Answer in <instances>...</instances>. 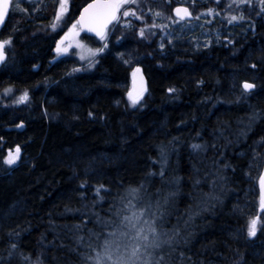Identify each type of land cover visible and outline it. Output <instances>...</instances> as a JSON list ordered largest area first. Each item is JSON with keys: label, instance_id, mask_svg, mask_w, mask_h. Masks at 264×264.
Wrapping results in <instances>:
<instances>
[{"label": "trees", "instance_id": "obj_1", "mask_svg": "<svg viewBox=\"0 0 264 264\" xmlns=\"http://www.w3.org/2000/svg\"><path fill=\"white\" fill-rule=\"evenodd\" d=\"M160 1L143 0L147 26L173 21V1ZM87 2L69 1L67 24ZM40 5H25L21 20L10 12L0 31V40L12 39L0 68V264H92L130 189H138L139 206L159 205L157 230L174 236L162 252L152 251L162 264H264L258 0L231 14L225 0L201 3L204 12L221 14L205 46L168 41L163 29L141 36L124 19L93 70L79 73L74 56L57 59L63 31L51 30ZM133 67L142 68L148 84L137 107L127 101ZM245 81L252 91H244ZM24 92L28 100L17 103ZM17 146L20 158L5 164ZM255 216L261 222L250 239Z\"/></svg>", "mask_w": 264, "mask_h": 264}, {"label": "snow or ice", "instance_id": "obj_2", "mask_svg": "<svg viewBox=\"0 0 264 264\" xmlns=\"http://www.w3.org/2000/svg\"><path fill=\"white\" fill-rule=\"evenodd\" d=\"M219 2V0H218ZM137 0H92L86 7H83L80 11L79 17L75 19L68 31L56 42L55 51L57 54L67 52L68 47L72 46V41L75 37L79 36L81 31L94 34L100 41H107L109 34V26L114 23H118L120 20V14L122 8L127 4H135ZM232 3L237 5L247 4L249 9L252 8V0H232ZM259 13L264 14V0H258ZM13 6L19 8V3L13 4V0H0V23H2ZM231 5H229L230 7ZM68 11V0H59L58 10L56 11L55 21H61L63 16ZM175 15L178 20H184L191 17V12L187 7H178L175 10ZM213 8L207 9V15L214 13ZM219 14V13H216ZM123 17L130 15L135 16L136 19H142L141 16L136 15L135 12L128 10L123 11ZM155 16H161L160 11L154 13ZM199 18V17H197ZM237 19L243 20L244 15L239 17L233 15L229 19V23ZM175 22V21H174ZM126 27H131L130 24H125ZM155 26V25H153ZM51 27L55 30L57 23H52ZM141 36L144 35V29L140 30ZM12 39L8 38L0 40V64L7 61L6 47L10 46ZM76 47L82 48L83 45L78 41ZM105 42L103 48H97L93 52L89 50L93 55L98 52H102L104 48H107ZM163 48V44H161ZM83 58V57H82ZM127 62V61H126ZM255 67V65H253ZM79 69H74L78 71ZM140 73V69L136 68L132 75L135 85V78ZM242 87L245 92L254 88V84L250 82H243ZM146 89L143 87V78L141 77V84L135 91L128 92V99L133 106H135L143 97V93ZM11 89H6L5 94L10 92ZM173 89H169V92ZM28 100V93H22L17 103H23ZM22 126V125H21ZM194 148H199L200 145H193ZM20 158V147L15 148L13 153L11 150L9 154L4 158V163L7 165H13ZM103 187V186H101ZM259 209L264 212V172L259 175ZM138 189H130L129 199L125 203L124 207L117 213L119 218V224L112 227L108 233L104 235L101 249L96 252L92 257V264H162L163 256L158 259L155 258L149 249L155 250L161 248L163 244L171 243L174 236H169L167 233H161L157 230L156 220L159 213V205H157L156 211H152V206L145 205L139 206V196L137 195ZM99 195V189H97ZM162 215V214H161ZM261 222V217L255 216L248 220L247 235L249 238L256 237L257 226ZM162 236H167V239H162ZM15 247V245H13Z\"/></svg>", "mask_w": 264, "mask_h": 264}, {"label": "rangeland", "instance_id": "obj_3", "mask_svg": "<svg viewBox=\"0 0 264 264\" xmlns=\"http://www.w3.org/2000/svg\"><path fill=\"white\" fill-rule=\"evenodd\" d=\"M38 1L41 3L39 9L42 11L46 9L45 11L47 12V16L51 20V25L54 22L57 23V27L55 30L50 25L51 30H53L55 32L63 31V34H62V36H63L68 31V29L71 27L72 23L67 24L69 12H70L69 6H68L67 13L63 16L62 20L58 21V22L55 21V15H56V11L58 10L59 0H13L14 5L16 3H19V5H20L19 8L13 6V8L11 9L13 17L15 15L16 16L19 15L18 19H20V20L24 19V17L27 15V12H28V11H25V8H26L25 5H28L32 8V7H34L33 4L37 3ZM69 1L70 0H68V3H69ZM159 1L160 0H157V2H159ZM166 1L167 2L173 1V7L176 5H185V6L187 5V6H189L195 20L193 22H180V21H176L175 19H173V21H171V22H165L164 23V22H161L160 17H159L160 19H158V17H157L153 21L155 23L161 22L159 24V26H156V25L153 27L147 26L145 23L150 21V17L147 15H143L144 13L142 14L143 0H137V3L127 4L124 6V8H122L121 14H120V20L118 23H114L112 28L109 30L107 41H104V42L98 41V43H99L98 46L90 45V44H87V42H85L82 39V33L80 32L79 36L75 37V39L72 41V46L68 47L67 52L57 54V52L55 51L57 59L68 58L70 56H74V58H76L77 62H78V68L77 69H79L76 72L77 73H79V72H90L91 70H93V68L97 64L99 57L105 53L108 46H107V48H104L102 52H98L95 55H93L89 50L91 49L94 52L95 49H97V48H103V45L105 42L108 45L109 38L116 33V31L118 30V28L120 27V25L124 19L130 20V22L134 23L137 26V34L138 35H140L139 33H140L141 29H144V32L146 29H149V36H150V38H152L154 36L156 29H163L161 31V33H162L164 38H166L168 41H171V42L175 41L176 43H179L182 46H187L190 43L193 44V46H205L209 42L212 41V38L210 35V23L214 19L219 18L221 14L219 13V11L217 12L213 8L215 10L214 13L212 15H207L206 14L207 10L204 12L201 8V3H203L207 0H166ZM229 5H231V6L229 7ZM252 5H253V0H252ZM225 6H226L227 11H224V12H226V14H231L235 11L240 10L241 8H249L247 6V4H241L238 6L237 3H232V0H225ZM125 10L135 12L136 15L141 16L142 19H136V17L132 16V15H130L128 17H123L122 13ZM216 13H219V14H216ZM197 17H199V18H197ZM13 20H14V18H13ZM144 35H146V33H144ZM77 41L83 45L82 48H78L75 46ZM115 55H116V57L122 59V61L125 64H127L128 66L131 65L130 61L124 58L123 53H117ZM133 70H134V67H133L132 71ZM130 91H132V90H130ZM145 95L146 94L143 95L141 100L135 106H133L131 104V102L129 101L128 96H127L128 104L130 105V107H137L143 101V98L145 97ZM253 238H250V239H253ZM164 247H165V245L163 244V246L161 248H159L156 253L158 254V253L162 252L164 250ZM149 251L152 252L153 250L149 249Z\"/></svg>", "mask_w": 264, "mask_h": 264}, {"label": "water", "instance_id": "obj_4", "mask_svg": "<svg viewBox=\"0 0 264 264\" xmlns=\"http://www.w3.org/2000/svg\"><path fill=\"white\" fill-rule=\"evenodd\" d=\"M91 2H92V0H90L89 2H87L83 7H86L87 4H88V3H91ZM83 7L81 8L80 11H82ZM178 7H187V6H185V5H176V6L173 7V9H172V11H171V15H172V17H173L175 20L180 21V22H192V21L194 20V16H193V15H191L190 18H185V19L182 20V21H181V20H178V18H177L176 15H175V11H174V10H175L176 8H178ZM187 8L189 9V11H190L191 14H192L191 9H190L189 7H187ZM9 14H10V12H9L8 15L6 16V19H5L2 23H0V31H1L2 28L4 27L6 21H7L8 17H9ZM79 14H80V12H79ZM79 14H78L77 18L79 17ZM77 18H76V19H77ZM111 26H112V25H110L109 28H110ZM81 33H82L84 36H86V37H89V38L94 39L95 41H100V40H99L94 34H92V33H87V32H84V31H81ZM4 64H5V63L0 64V68H1ZM136 68H139V69H140V73H138L137 76H136V78H135V85H134L133 75H131V78H130V87H131V90H132V91H135V89L138 88V87L140 86V84H141V77H142V78H143V87L146 89V90L144 91V93H143V95H144V94L147 93V90H148L147 80H146V78H145V76H144V74H143V70H142V68H141V67H136ZM136 68H135V69H136ZM135 69H134V70H135ZM134 70H133V71H134ZM132 73H133V72H132ZM253 89H254V88H253ZM253 89L249 90V92L252 91ZM262 172H264V165H263V170H262ZM258 194H259V196H260L259 182H258Z\"/></svg>", "mask_w": 264, "mask_h": 264}, {"label": "bare ground", "instance_id": "obj_5", "mask_svg": "<svg viewBox=\"0 0 264 264\" xmlns=\"http://www.w3.org/2000/svg\"><path fill=\"white\" fill-rule=\"evenodd\" d=\"M144 74V73H143ZM145 76V75H144ZM146 78V77H145Z\"/></svg>", "mask_w": 264, "mask_h": 264}]
</instances>
